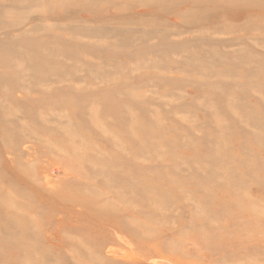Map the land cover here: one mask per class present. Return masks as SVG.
Segmentation results:
<instances>
[{"label": "rangeland", "instance_id": "374dc122", "mask_svg": "<svg viewBox=\"0 0 264 264\" xmlns=\"http://www.w3.org/2000/svg\"><path fill=\"white\" fill-rule=\"evenodd\" d=\"M0 264H264V0H0Z\"/></svg>", "mask_w": 264, "mask_h": 264}, {"label": "bare ground", "instance_id": "6f19581e", "mask_svg": "<svg viewBox=\"0 0 264 264\" xmlns=\"http://www.w3.org/2000/svg\"><path fill=\"white\" fill-rule=\"evenodd\" d=\"M139 229V228H138Z\"/></svg>", "mask_w": 264, "mask_h": 264}]
</instances>
